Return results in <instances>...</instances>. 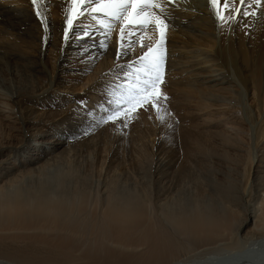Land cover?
<instances>
[{
  "label": "bare ground",
  "instance_id": "obj_1",
  "mask_svg": "<svg viewBox=\"0 0 264 264\" xmlns=\"http://www.w3.org/2000/svg\"><path fill=\"white\" fill-rule=\"evenodd\" d=\"M70 7L0 0V264H264V0L223 27L173 0L171 115L126 127L97 122L155 32L65 41Z\"/></svg>",
  "mask_w": 264,
  "mask_h": 264
},
{
  "label": "snow or ice",
  "instance_id": "obj_2",
  "mask_svg": "<svg viewBox=\"0 0 264 264\" xmlns=\"http://www.w3.org/2000/svg\"><path fill=\"white\" fill-rule=\"evenodd\" d=\"M37 3L38 0H32L34 7ZM172 3L173 0H70L71 7L62 30L65 41L69 40L75 22L85 14L102 28L106 36H110L118 25L117 43L121 50L118 55L127 50L123 49L126 25L139 26L141 39L149 28L153 29L156 35L151 43L141 44V54L129 65L131 71L124 72L125 82L119 86V90L109 93L113 98L107 101L109 107L104 109V115L97 124L122 121V126L126 127L138 109L144 108L147 111L149 105L151 110L156 112V118L163 120L162 114L167 113L168 100L161 88L164 83V45L171 16L167 6ZM261 3L262 0H209L218 26L221 27L241 14L244 17L249 16V8L252 5L260 6ZM36 15L41 17V12L37 10ZM251 15H255V10ZM41 23L47 29L43 18ZM83 35L87 36L88 32L85 30ZM101 47L106 48L107 45L101 41ZM133 75L134 79H130ZM101 107L104 108L103 105Z\"/></svg>",
  "mask_w": 264,
  "mask_h": 264
},
{
  "label": "rangeland",
  "instance_id": "obj_3",
  "mask_svg": "<svg viewBox=\"0 0 264 264\" xmlns=\"http://www.w3.org/2000/svg\"><path fill=\"white\" fill-rule=\"evenodd\" d=\"M12 140V139H11ZM247 226H250V225H247Z\"/></svg>",
  "mask_w": 264,
  "mask_h": 264
}]
</instances>
